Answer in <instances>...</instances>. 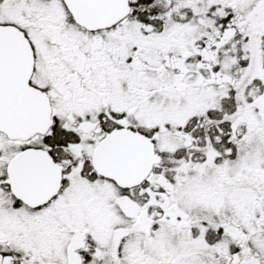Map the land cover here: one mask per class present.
I'll return each mask as SVG.
<instances>
[{"label": "snow or ice", "instance_id": "obj_1", "mask_svg": "<svg viewBox=\"0 0 264 264\" xmlns=\"http://www.w3.org/2000/svg\"><path fill=\"white\" fill-rule=\"evenodd\" d=\"M0 264H264V0H0Z\"/></svg>", "mask_w": 264, "mask_h": 264}]
</instances>
